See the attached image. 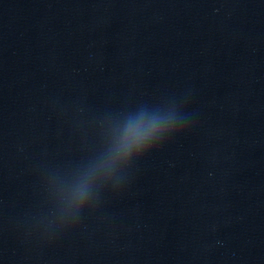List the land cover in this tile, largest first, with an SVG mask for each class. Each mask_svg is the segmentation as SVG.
I'll return each mask as SVG.
<instances>
[{
  "label": "clouds",
  "instance_id": "obj_1",
  "mask_svg": "<svg viewBox=\"0 0 264 264\" xmlns=\"http://www.w3.org/2000/svg\"><path fill=\"white\" fill-rule=\"evenodd\" d=\"M151 128H155V124H152L148 128H140V127H138L136 132L134 133V137L133 138L134 139H139L141 137V135H143L144 133L149 131Z\"/></svg>",
  "mask_w": 264,
  "mask_h": 264
}]
</instances>
